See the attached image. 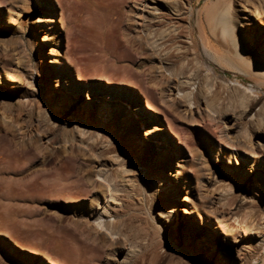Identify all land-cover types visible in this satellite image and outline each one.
Here are the masks:
<instances>
[{"label":"rangeland","instance_id":"1","mask_svg":"<svg viewBox=\"0 0 264 264\" xmlns=\"http://www.w3.org/2000/svg\"><path fill=\"white\" fill-rule=\"evenodd\" d=\"M0 1L3 4L0 6V264H52L44 253L66 264H118L116 257L126 252L116 248L124 243L123 238H103L100 230L93 228L88 221V216L99 208V203L104 200V192L108 191L106 182L101 183L102 178L97 175L101 169H106L102 176H113L123 190L120 197L123 195L124 200L122 198V204L118 206L121 212L114 216L115 222L119 219L117 226L127 234L129 230L131 234L137 233L136 248L141 250L139 254L144 258L143 264H238L241 245L248 249L247 264H255L254 260L262 248L259 235L264 237V176H261L264 170L255 169L251 164L255 158L264 162V122L256 127V122L253 124L250 116H243L239 121L240 126H237L232 113L223 118L219 115V120L216 119L217 114L213 116L206 111L205 103L190 110L186 103L172 99L171 88L168 87L171 80L159 73V62L152 51L146 49L147 45L140 39V35L133 31L137 25L135 20H138L136 14L142 8L143 0H51L56 16L60 19L56 24L58 34L54 37H48L42 23H37L40 16L47 15L46 8L39 1ZM231 1L235 0H190V3L185 0L189 18L186 17L184 26L186 29L189 25L191 27L183 34L188 33L185 35H189L186 39L190 43H186L185 55L173 56L174 66L177 67L181 59L185 61L179 65L186 63L193 66L192 62H195L196 66H201L202 59L209 63L200 43L207 41L208 37L212 44L210 50L217 57L223 55L228 41L222 37L221 27L212 28L210 16L226 10ZM250 2H256L255 5L259 6L264 0ZM261 6L257 14L264 15ZM235 7L233 3V12ZM118 12H121L125 20L121 30L133 21L134 24L131 22L129 25L135 34L136 46L115 32ZM17 13L22 19L20 26L8 22L10 16ZM254 19H257L255 15ZM199 27H202L201 30ZM39 43L44 45L48 58L51 55L56 57L50 53L52 47L54 50L59 49V57L64 62L62 65L69 68V78L81 84L79 92L71 88L62 89L64 98L60 105L49 99L48 87L55 88L56 79H64L60 71L55 73L57 67L54 63L44 61L46 53L41 54ZM193 57L196 60H190ZM187 58L190 61L187 62ZM43 63L50 65L52 77H48ZM214 65L226 73L237 72L220 64ZM4 78L12 82V89L1 84ZM247 78L252 79L250 76ZM162 81L165 84L164 91L158 88V83ZM96 82L101 88L97 87ZM148 86L152 88V94ZM263 88V85L258 86V92L263 95L262 100ZM117 89L132 102L135 97L138 98L137 101L144 107V121L138 119L144 129L147 130L151 121L163 125L170 141L164 146L172 151L176 170L188 174L186 183L180 185L182 192L189 195L187 188L190 190L189 204L196 206L200 218L216 226L220 234H215L213 226L206 227L209 231L196 228L189 236L190 241L186 242L179 232L171 228L165 188L162 183L152 179L161 161L160 151L140 156L129 139L133 125L115 128L108 124L110 122H105L104 126L97 115L98 104L95 103L92 108L85 106L89 98H93V102L94 99L110 101V98H119ZM148 98L160 106L163 112L149 108ZM72 100L78 101L72 104ZM226 100L222 99L223 106L228 103L231 109L238 107L236 102L233 101V104ZM169 104H173L175 109ZM261 104L264 105V102L261 101ZM124 105L131 113V106L128 103ZM68 113L73 116L70 120L74 119L71 123L77 120L82 126L80 130L74 126L67 127ZM231 125L237 128L233 129ZM241 127L255 130L252 138L240 141L238 137L242 143L239 149L236 146V135ZM81 130L85 133L83 138L91 145H97L96 149L103 154L102 164L87 149L63 145L66 138L73 136L79 139ZM39 131L44 134L52 131L55 139L47 141L46 134ZM51 143L55 145L51 146ZM50 150H59V154H50ZM91 155L94 159H91ZM230 157L236 161L239 157L242 163L241 172L237 176L227 173V167L231 166L228 160ZM73 158L77 159V164L70 161ZM69 167H76L77 170L75 177L66 182L61 195L46 198L38 191L20 195L7 189L10 185L21 187L27 182L38 186L42 183V176L57 172L67 174ZM96 176H99L100 182ZM74 184L79 186L75 188ZM67 189L72 191H69L70 194L79 197L72 201L66 195ZM77 191L80 193L77 194ZM181 204L183 206L184 202ZM108 206L112 210L114 203L110 201ZM174 212L175 219L189 220L183 211L176 209ZM196 226L200 227L199 221H196ZM252 232H258V235ZM205 233L208 236L209 233L214 234L215 239L211 243H202L200 236ZM215 245L220 248L224 246L226 251L219 255ZM90 246L95 247L91 250ZM94 248H98L95 255Z\"/></svg>","mask_w":264,"mask_h":264},{"label":"bare ground","instance_id":"2","mask_svg":"<svg viewBox=\"0 0 264 264\" xmlns=\"http://www.w3.org/2000/svg\"><path fill=\"white\" fill-rule=\"evenodd\" d=\"M37 1H39V4L42 7L46 8V14H47L45 16L44 15L40 16V19L39 21H37V23L38 22L42 23V26L45 29L48 37H54L55 35L58 34V30L56 29V24L59 23L60 19L56 16V12L53 9V3L51 0H37ZM143 1L144 2L142 4V8L138 6L140 10L139 12L136 11L137 12L136 17L138 18V20H135V22L137 21L136 22L137 25L135 29H133V31H136L138 36L140 35V39H142V41L144 40L143 41L145 42L144 44L147 45L146 49L149 48L148 50L152 51L151 53H153V56H155V58L159 62V65H160V66L158 65L160 68V69L158 68L160 71L159 73L166 75L169 78V80H171L170 83L168 84L169 85L168 87L171 88L169 89L172 92L173 98L172 97L171 98L176 99L177 101H182L186 103L188 109L190 110L194 107L196 108L200 107L201 103H205L206 111H208L209 113H212L213 116L214 114L215 115L217 114L218 116L221 115L223 118L224 116L226 117L232 113V117L235 119L234 124H236L237 126L239 125V121L242 120L241 117L243 116H246V117L250 116V119L254 121L253 124L256 122L254 124L256 125V127H257V124L259 125V123L261 122L263 123L264 117H262V115L264 112V105L261 104V101L264 102V100L261 99L262 94L260 95V93L258 92L259 90L258 86H262V85L264 86V15L257 14V13H260L258 9H262V8H259L260 5H262L264 9V2L263 4H260L258 6V5H255L256 2L254 4L253 2L249 3V0H235V1L230 2L226 10L217 11L215 15H211L210 19L212 23L211 25L212 28L216 29L218 27H221L220 29L222 32L221 35L222 37L225 38V40L227 39L228 41L227 48L222 52L223 55L221 54V56L217 57V55H215V53H213L210 50L212 49L210 48L212 44L209 42L210 40H208L209 38L208 37L207 41L206 40L202 42L200 41V43L202 46L201 49L203 50L204 56L210 60L209 63H206L202 59L201 63L199 62L200 64H202L201 66H196L194 64L195 62H192L193 66L192 65L188 66L189 64H186V63L184 64L182 63L183 65H179L181 61L182 62L185 61V59L184 61L181 59V61L177 64V67H176L172 63L173 62L172 59L174 60L175 58V57L173 58V56L181 57L183 56V54L185 55L186 52H184V50L186 48V43L187 42L190 43V41L186 39V37L187 36L189 37V35H185L188 33L183 34L185 30H188V28L191 27L189 25L188 28L186 29V26H184L186 24V23L184 24L185 19L189 18L187 17L188 6H186L185 0H143ZM187 3H190V0ZM233 3L236 5L235 12H233V9H232ZM2 5L3 4L0 3V6ZM189 9H191L190 5H189ZM19 13L12 14L8 22L11 24L20 26L22 24V19ZM118 14H119V19L114 25L115 27L114 29L116 30L115 32H118L120 35L125 37V39H127V41L131 45L136 46V42H135L136 40L134 41V37H133L135 34L134 32L132 33V28L130 27L131 25H129L131 22L133 23V21L127 24L126 26L127 28H125L124 30H121L123 29L122 27H123L125 20L122 17L121 12H118ZM254 15L257 17V19H254ZM196 20L198 19L196 18ZM201 28L199 30H201ZM208 42L210 45L208 44ZM141 44H140V47H141ZM39 45H40L41 54L46 53L44 61L48 63L50 62L54 63L55 64L54 66L57 67V70H55V73L60 71L62 74V78L64 79V81H61L59 77L56 79L55 88L54 87L52 88L50 86L48 87L49 99H51V101L54 104L60 105L62 104V100L64 98L62 94V89L71 88V89H76L79 92L81 89V84L74 83L73 80L69 78V74H68L69 68L65 64L64 66L62 65L64 62L59 57V53H58L59 49L54 50V47H52V51L50 53L55 54L56 57L51 55V57L48 58V55H47L48 52H46L44 45L41 43H39ZM191 45L192 44H190V46ZM145 46H143L144 49H145ZM59 47H61V44H59ZM189 49L191 50V48ZM191 55H192V52H191ZM193 58L192 59L187 58V62L190 60L192 61L196 60V58L194 59ZM214 63L220 64L224 68L225 67L233 68L237 70V72L232 73V74H230L232 71L230 73H226L223 70H221L219 67L215 66ZM202 66L204 68V69L202 68L203 70L200 68ZM43 67L47 70L48 77H52V70L50 69V65L43 63ZM111 73L112 71L110 72V74ZM247 76H250L252 79H248ZM162 82L158 83L159 85L158 88H160L161 91H164L165 84H164V81ZM1 84L5 85L6 87L10 89L14 87L12 82L5 78L1 81ZM96 85L97 87L101 88V85L98 82H96ZM160 89L158 91H160ZM148 90L151 94L153 93L152 88H150L149 86H148ZM116 92L117 94L120 95L119 98H115V99L110 98V101L94 99V102L92 101L93 98H89V100L85 102V106L92 108L95 103L98 104L96 108L97 115L102 120L104 126H105V122L107 123L110 122L108 124H111L112 127H115V128L117 127L121 128V127H124V125H128V124L133 125V127L129 131V139L132 141V144L135 147L136 152L140 156L141 155L147 156L148 154L152 152L154 153L156 151H160L159 156H161L160 158L161 161L159 163V166L157 167L156 175L152 179H154L156 182L158 181L159 183H162L165 188V196L167 198V201L169 202V210L167 214H168V219L171 222V228L179 232L182 238L186 242L190 241L189 236L193 234V231H195L196 228L201 231H209L206 227L213 226L212 228L215 231V234L216 233L220 234L216 226L211 225V223H209L208 221L203 220V218L202 219L200 218V211L196 206L192 207L189 204L191 200L190 190H188L187 188L189 195L184 194L182 192L180 185H183L186 183V180L188 179V174L185 171L181 172V171L176 170L177 169L176 163L174 161L172 151L170 150V148L164 146V145H168L170 141H169L168 133H166L163 130V125H159L158 122L151 121L147 130L144 129L139 121V120L144 121V115H143L144 107H142V105L139 104L140 101H137L138 98L135 97V101L137 102L135 101L132 102L130 98L126 99L124 95L120 93L118 89L116 90ZM223 98L225 100L227 99L228 101H232V103L233 101L234 103L236 102V105L238 106L236 108L238 109L235 108L234 110V109L229 108V106H227L228 105L227 100H226L227 101L226 106H223L222 103L224 102V100L223 102H221ZM76 101L78 100H75V101L72 100L71 103L73 104ZM125 103H128L131 106L129 109L131 110V113L126 110V106L124 105ZM169 105L173 107V104H169ZM148 107L155 111L163 112V109L160 106H158L154 101H152V99L150 98H148ZM174 109L175 107H173V110ZM239 109L240 111H238ZM209 116L211 115L209 114ZM218 116L216 117V119L220 120L221 116H219V118ZM72 117H73L72 113L66 116L67 118L66 125H68L67 127L74 126V128L80 130L82 126L79 123H77V120L71 123V121L74 120V119L70 120ZM237 126L233 128L231 125V128L236 129ZM253 127L255 128V126ZM253 130L255 129L251 127L243 128V129L241 127L239 131L237 130L239 134L236 135L237 137L236 146L239 149H241L242 147L241 146L242 143H240V141L247 140L253 137ZM81 132L82 133L79 134V137L81 136L79 139H75L73 136L69 138L65 137L66 138L65 143L63 142V145L65 144L64 145L65 147L66 146L69 147L68 145H71V146L75 145L76 147L87 149L88 152L91 151L92 155L96 157V159H98L99 163L101 162L102 164V162L104 161L103 154H100L99 150L96 149L97 147L95 146L97 145H91L88 141H86V139L83 138L85 133L82 130ZM71 133L73 132L71 131ZM41 134H44V133H41ZM45 134L44 135L48 137L47 141L48 140L53 141L55 139L52 131H49V134L45 132ZM238 137L240 141L238 140ZM32 141L34 142V140ZM106 142L107 141H105V143ZM99 143L101 142L99 141ZM52 144L54 143H51V146ZM96 144L98 143L96 142ZM45 152L46 151H44V153ZM53 153L58 155L59 150H50V154H53ZM92 155H91V159H94ZM87 158L89 159L88 156ZM91 159H89V161ZM228 160L230 161L229 163L231 164V166L227 167V173L230 174L231 176H237L238 174H240L241 168H242L240 166L242 163L239 161V157H237V161L233 157H230ZM70 161L73 164L78 163L76 158H73ZM237 164L239 165L238 167H236ZM251 166L254 167L255 169L264 170V162L260 160V158H255L252 161ZM76 170H77L76 167H69L67 174H62L60 172H57L54 174H48V175L42 176L41 177L42 183L39 184L38 186L35 185L36 188L34 184H30V183L28 184L27 182V184H23L22 186L20 185L21 187H18V186L15 187L16 186L15 184H14L15 186L10 185V187L7 189L11 193L20 194V195H24V194L29 195V194H33V192L38 191L40 195L46 198L54 197V196L62 194L64 190V186L66 185V182L70 181V178L73 179L72 177H75L74 174L76 173ZM104 170L106 169L99 170V173L97 175H99L100 178H102L101 183H103V181L106 182V185L108 186L107 187L108 191L107 192L103 191L105 193V194L103 193L104 200L103 201L101 200V202L99 203V208L97 207L99 210L96 209L90 213V215L88 216L90 217L88 221L91 225L94 226L93 228H97L96 230L98 229L100 230V232L103 234V238H108L112 240L118 239L120 237L123 238L122 240H124V243L121 245H117L116 248L121 251L125 250L126 252L123 254V256H120L119 258L116 257V260L118 259V262H117L118 264H143L144 258H142V256L139 254L141 250L136 248L138 244L136 245L137 239L135 235L137 233L135 235L131 234L129 233L130 232L129 230L127 234L126 231H123V229L117 226L119 219L117 222H115L116 218L114 216L119 215L118 213L120 211L119 210L120 207L118 208V206L122 204L123 195L120 197V192L122 188L119 186L118 181L113 176H109L107 174L106 176H102L104 174L103 172ZM257 175H260V173H257ZM99 176H96V177H98L99 179ZM261 176H264V173L263 174L261 173ZM172 177H173V180H172ZM99 182H100V179H99ZM99 182L97 181V183ZM84 183L86 184V181H84ZM80 184H82V182ZM74 185H75V188L76 186H79L76 184ZM69 188H71L72 190L74 189L72 188V186H70ZM69 191L70 190H68L66 194L68 195L67 197L71 198L72 201H75L74 198L79 197V196L78 195L76 196L75 193H73L75 195L73 196L72 194H70L72 191H70V193ZM79 191H77V194L80 193ZM86 192L84 191V193ZM122 194L124 193L122 192ZM110 201L114 203V207L113 208L111 207L112 210H110L108 206ZM182 201L184 202L183 206L181 204ZM176 209H178L179 211L180 210L183 211L187 215L189 220L183 221L181 220V218L175 219L174 211H176ZM122 211H124V208ZM196 221L197 223L199 221L200 227L196 226ZM77 225H79V223H77ZM124 230L126 229L124 228ZM135 232H138V231H135ZM252 233L255 235L256 234L258 235V232H252ZM209 234L210 236H208L206 233L203 235L201 234L202 236H200V239L202 243L205 241H208V242L210 241L209 243H211L212 239L213 240L215 239L214 234L213 235L212 233H209ZM259 240H260L259 244L262 246V248L260 247L261 250H260V254L258 255V257L256 259L255 258L253 259H255L254 260L255 264H264V237L259 235ZM215 246L218 247V245H215ZM93 247L90 246V249L92 248L91 250H93ZM152 247L154 248V246ZM94 250H95L94 251V255H95L96 250H98V248L97 249L94 248ZM35 251H38V250H35ZM223 251H226L224 249V246L222 248L218 247L217 252H219V255L223 254ZM91 253L93 255V251H91ZM238 255H239V259H237L238 264L248 263L249 253H248V249H246L245 246L241 245ZM44 256L52 264H66L59 260H55L48 253H44ZM154 256H155L154 259L157 260L158 259L157 256L156 255ZM255 256H257V253ZM98 257L99 256H94V258H98ZM144 257H146V255H144Z\"/></svg>","mask_w":264,"mask_h":264}]
</instances>
